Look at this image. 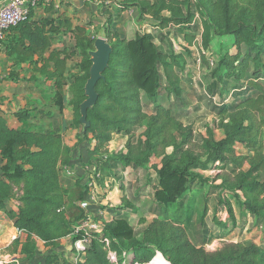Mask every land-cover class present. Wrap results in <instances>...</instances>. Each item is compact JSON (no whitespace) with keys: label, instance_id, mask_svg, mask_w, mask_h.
<instances>
[{"label":"trees","instance_id":"1","mask_svg":"<svg viewBox=\"0 0 264 264\" xmlns=\"http://www.w3.org/2000/svg\"><path fill=\"white\" fill-rule=\"evenodd\" d=\"M43 4L57 18L33 20L36 8ZM99 4L105 24L91 31L89 24L74 26L61 12L62 5L37 0L28 18L10 30L16 34L6 35L0 42L10 37L6 52L13 59L11 68L22 63L35 65L33 73L52 83L54 106L60 112L70 106L73 119L69 127L80 129V106L86 100L92 65L89 51L103 30L113 52L104 78L96 85L97 103L88 110L90 127L84 138L79 134L78 142L95 143L90 151L99 165L90 180L96 188H103L106 178L115 175V166L122 171L147 170L154 158L161 159L160 167L154 166L157 216L137 233L126 216L131 206L123 200L114 208L101 205L112 214L110 221L101 222V232L78 231L90 216L98 222L92 208L81 207L89 200L91 187L77 176L65 185L63 173L75 162L72 148L58 130L28 127L31 112L20 110L16 113L24 125L20 128H12L0 116V212L21 235L12 246L17 250L21 245V254L31 260L37 240L43 242L52 249L45 264H150L158 255L170 264H264V246L225 242L209 251L195 244L187 229L200 205L197 224L201 229L206 225L210 209L204 185L209 178L202 172L209 171L219 172L217 189L223 197L218 202L225 211L218 217L216 205L213 224L222 231H228L230 222L236 227L231 194L257 225L264 226V0H100ZM131 10L136 11L135 19L123 16ZM137 19L162 31L171 27L190 31L199 22L201 61L209 66L205 50L214 36L235 38L237 52L219 57L212 68L216 86L209 87L211 95L219 89V97L224 99L215 120L216 128L224 133L222 139L217 140L215 129L207 127L206 136L197 143L193 126L162 101V90L178 100L183 95L182 56L161 51L151 33L138 29ZM60 34L68 35L73 46L51 52L54 36ZM186 40L191 47L195 36L186 35ZM75 59L77 63L70 67ZM15 74L12 71L13 77ZM243 89L252 93L233 97ZM144 96L154 105L152 114L144 110ZM115 135L127 142L124 150L110 153ZM238 146L244 152H238ZM68 237L72 250L57 251ZM217 237L207 239L208 243ZM84 238L89 242L77 248L75 243Z\"/></svg>","mask_w":264,"mask_h":264},{"label":"rangeland","instance_id":"2","mask_svg":"<svg viewBox=\"0 0 264 264\" xmlns=\"http://www.w3.org/2000/svg\"><path fill=\"white\" fill-rule=\"evenodd\" d=\"M135 12V10H131L123 16L132 17L135 19ZM136 22L139 30H141L143 33H151L154 36L155 43L158 45L161 51L169 55L175 52L176 54L182 56L180 62L183 66V69L180 73L182 75L183 95L181 99L178 100L174 96L168 97L164 90H162V101L166 105L172 106L173 110L179 118H182L185 122L187 120V123L193 126L195 132V141L197 143L202 142V139L206 136L207 127H212L213 129H215L214 131L216 139H221L223 137V134L221 131H218L219 129L216 128L215 120L217 119V113L221 109V104L224 102V99H220L219 89H215L214 96L211 95L209 87L216 86L212 78V68H214L213 65H215V62L219 59V57L225 55L229 51H231L232 53L237 52L236 47H234L235 38L232 36H214L213 42L211 43L209 48L205 50L207 58L210 59V67L208 63H204V61H201V56L203 54V40L202 28L200 27L199 22L196 24L197 28L190 31H181L179 28L175 27H171L162 31L153 26L149 21H138L137 19ZM104 24L105 21H103V23L100 25L103 27ZM186 35L195 36L194 43L191 47L186 40ZM250 93H252L251 90L243 89L240 93H234L233 97L237 98L238 95L242 94L246 96ZM231 98L232 96H229V100H232ZM143 105L144 110L148 114L153 113L154 105L149 102L145 96L143 97ZM69 124L70 123H68V125ZM42 128L49 130H58L61 132V127L59 126ZM72 129L77 130V135L75 137L72 138L68 136L67 133H64L63 136L65 141L72 145V155L75 162L70 169L72 171V174L70 175L67 173V171H65L63 173V180L65 185H69L72 178L77 176L80 177L84 183H90L91 176L93 175V172L96 170V167H98L99 164L96 155L90 151V145H92V143L86 142L80 144L78 142V136L82 132V126L80 129ZM114 141L115 138L112 142ZM112 142L110 143L109 147H111L112 151L114 152L119 151L120 147L125 143V141L122 140V137L115 141V143L112 144ZM169 151H171V149ZM237 151L240 153L244 152L243 148H237ZM159 160L160 159L158 158H154L153 163L156 164L159 162ZM111 165H114L113 162L111 163ZM150 170L152 169L143 170L144 172L142 173L129 171L126 176V182L124 180L120 182L118 179L115 180L114 178H122L124 177V174L121 170V167L117 168V166H115L114 173L116 177H114L115 175H111V179L108 178V182L105 183V186L103 188L100 186L97 188V194L99 192L101 195H96L97 198L95 201L97 204H99L101 209V205H112V203L110 204V202L105 204V202L108 201L106 198H103L104 195L108 193V190H110L109 187L111 185L109 181H112L114 179L115 181H117V183L120 184V186L125 185L123 186V191L121 192L119 190L117 194L119 196H122L124 204H127L128 202L129 206H131L126 210V216L135 227L137 233H141L147 223L157 216L156 206L153 202V193L157 188L158 181L157 177L155 176L156 174L154 170ZM202 173L209 178V182L204 185V192L208 200L210 212L205 227L201 229L197 224V217L201 215L203 206L200 205V207L197 208L196 216L194 217L192 223L187 227L189 235L193 242L197 245L205 246L209 251H214L221 248L225 242H251L253 238H248L251 234L249 230L245 231V228L241 231H237L236 227L233 228L230 222L228 223V225L230 226L228 231H222L220 228H217L213 224L212 212L214 211L216 205H218L219 207L218 201L223 197L219 189H217V185H219L221 181L216 179L217 175L219 174L218 171H209ZM228 195L232 199L235 215L236 213L237 216L241 215L243 209L240 207L239 201L235 200L231 194ZM135 207L137 210H133ZM104 209L105 208H102L101 210L106 211ZM224 213V207H219L218 217H223ZM236 218L238 223V217ZM242 221L243 215H241V217L239 218L240 225L242 224ZM256 225L257 224L254 223L253 227ZM215 236L218 237L215 238L211 243H208L207 239ZM166 263L169 262H167L162 255H158L150 264Z\"/></svg>","mask_w":264,"mask_h":264},{"label":"crops","instance_id":"3","mask_svg":"<svg viewBox=\"0 0 264 264\" xmlns=\"http://www.w3.org/2000/svg\"><path fill=\"white\" fill-rule=\"evenodd\" d=\"M8 1L9 0H0V8L3 7L4 4H6ZM47 1L54 2L55 7H60V5H62V7H60L61 12L66 13V15L72 20L74 26L89 24L91 25V31H95L96 28H98V26L106 20L100 9L101 7L99 6V0ZM46 9V4L38 6L33 14V20L57 18L58 15L55 12H48ZM15 34V32L9 31L7 35L13 37ZM99 37L106 38L103 30H100ZM9 38H7L4 42H0V116H3L8 121L9 126H11L12 128H20L24 125L16 117V113L20 110L27 109L31 112V118L27 121L28 127L44 129L42 127L49 128L50 126H59L61 127L62 134L67 133L68 136L72 138L75 137L77 135V130H73L68 125V123L72 122L73 111L70 106H67L63 112H60L59 109L54 106V103L52 101V83L50 81H47L40 75H35L33 73L32 70L35 65L32 66L29 63H22L21 65H17L11 68L13 59L6 52ZM72 46L73 42L68 35H55L51 52L54 50L63 51L65 49H69ZM48 56H50V53H48L47 57ZM74 63H77V59H75L74 61H70L69 66L74 67ZM12 71L16 72L15 77L12 76ZM218 131H221L224 137L223 131L220 129ZM121 137V135H115V141H117ZM122 140H124L125 143L120 147L119 151L125 149L127 138L122 137ZM115 141L112 142V144L115 143ZM66 144L70 147L72 146L68 142H66ZM90 146L91 150H93L95 147V143L93 142ZM239 148L242 147L238 146V149ZM170 149L171 151H169ZM109 150L110 153L119 152L112 151L111 147H109ZM172 151V148L168 149L169 154H171ZM105 159L106 158L103 157V160ZM153 161L154 159L152 160L151 165L148 169H152L150 171L154 170L155 172L154 166L158 165L160 167L161 159L156 164H154ZM129 171L134 172L132 168H126L123 171L124 177H122V181L124 180L126 182V176ZM135 172L142 173L144 171L138 170ZM155 176L157 177V175ZM108 178L111 179L110 177H107L105 183L108 182ZM114 181V179L112 181H109L111 185L109 187L110 190H108V193L103 197L108 201L105 202V204L109 202L110 204L112 203V205H106L111 208L120 206L123 202L122 196H119L117 194L119 190L122 192L123 188L119 183H117V181ZM98 187L99 186H97V188ZM98 206L99 204L94 203L92 207V215L94 217H97L99 222L110 221L112 219L111 212H109L108 210L102 211L100 207L98 208ZM241 215H243V221L240 225L239 218L241 217ZM241 215L237 216L236 213V217H238L239 223H237L236 230L241 231L244 228L245 231L249 230L251 235L248 238H253L251 242L264 246V226L259 224L253 227L254 223L257 224L256 219L245 210L241 212ZM20 236L21 235L18 229L14 226L12 221L7 217L5 213L0 212V264H15V261H20L21 264H45L46 258L52 252V249L50 247H47L43 242L37 240L36 254L32 257L31 260H29L27 259V256L21 254V245L17 248V250H15V247L12 246L13 241ZM21 240L23 241L24 237H21ZM72 245L73 244L71 238H65L62 240L60 247L58 248L59 250L57 249V251H65L69 253L73 248Z\"/></svg>","mask_w":264,"mask_h":264},{"label":"built area","instance_id":"4","mask_svg":"<svg viewBox=\"0 0 264 264\" xmlns=\"http://www.w3.org/2000/svg\"><path fill=\"white\" fill-rule=\"evenodd\" d=\"M37 7V0H9L3 7L0 8V41H3L8 32L28 18L33 8ZM68 174H72L70 169H67ZM91 194L88 201L82 202L81 207L84 209L92 208L96 203L97 188L94 182H90ZM96 189V190H95ZM81 229H88L95 232H101L102 223L95 222L90 216L86 221L78 227V231ZM20 233V232H19ZM89 239L84 238L75 243L77 248H81L85 243H88ZM112 259H115V255L111 254ZM15 264H21L20 261H15Z\"/></svg>","mask_w":264,"mask_h":264},{"label":"water","instance_id":"5","mask_svg":"<svg viewBox=\"0 0 264 264\" xmlns=\"http://www.w3.org/2000/svg\"><path fill=\"white\" fill-rule=\"evenodd\" d=\"M112 52V45L104 37H98L95 41L94 49L89 51L92 65L90 68V77L85 86L86 100L80 106V123L82 125L81 138H84L90 127L88 110L94 108L97 103L99 95L96 91V85L104 78V72L109 67Z\"/></svg>","mask_w":264,"mask_h":264},{"label":"bare ground","instance_id":"6","mask_svg":"<svg viewBox=\"0 0 264 264\" xmlns=\"http://www.w3.org/2000/svg\"><path fill=\"white\" fill-rule=\"evenodd\" d=\"M166 264H169V263H166Z\"/></svg>","mask_w":264,"mask_h":264}]
</instances>
